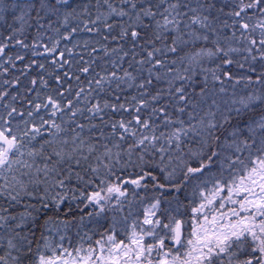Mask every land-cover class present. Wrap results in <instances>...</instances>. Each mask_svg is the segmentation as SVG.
Instances as JSON below:
<instances>
[{
  "label": "snow or ice",
  "instance_id": "obj_1",
  "mask_svg": "<svg viewBox=\"0 0 264 264\" xmlns=\"http://www.w3.org/2000/svg\"><path fill=\"white\" fill-rule=\"evenodd\" d=\"M0 264H264V0H0Z\"/></svg>",
  "mask_w": 264,
  "mask_h": 264
}]
</instances>
